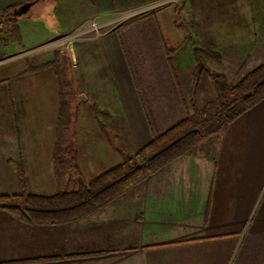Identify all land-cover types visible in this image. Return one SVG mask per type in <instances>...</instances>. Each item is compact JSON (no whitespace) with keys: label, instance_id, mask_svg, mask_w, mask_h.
Listing matches in <instances>:
<instances>
[{"label":"crops","instance_id":"1","mask_svg":"<svg viewBox=\"0 0 264 264\" xmlns=\"http://www.w3.org/2000/svg\"><path fill=\"white\" fill-rule=\"evenodd\" d=\"M25 1L0 0V9ZM182 6L180 20L152 11L66 53L0 64V194L16 193L22 183L38 196L73 191L78 183L67 171L80 174L83 160L97 166L94 155L103 172L183 120L197 63L190 40L219 55L214 70L264 63V0ZM82 16L70 17L78 25ZM59 17L58 30L74 26L65 23L69 15ZM28 21H16L13 41L27 50L51 34ZM204 90L213 96L211 84ZM72 107L74 122L105 125L110 135L87 153L76 124L74 146L67 145ZM0 264H264V98L84 218L30 224L0 209Z\"/></svg>","mask_w":264,"mask_h":264},{"label":"trees","instance_id":"2","mask_svg":"<svg viewBox=\"0 0 264 264\" xmlns=\"http://www.w3.org/2000/svg\"><path fill=\"white\" fill-rule=\"evenodd\" d=\"M17 5L19 4L10 5V9L13 10ZM1 14L2 24L5 21L15 24L11 13ZM15 34L17 35L16 32ZM208 53L219 59L216 52L208 50ZM204 70L211 75L216 98L202 108L191 104L190 110L186 106L187 115L183 120L153 136L137 152L128 154L123 163L89 183L80 180L74 191L59 192L51 196L30 194L22 183L20 192L0 195V209L30 224H63L84 218L172 160L191 153L206 136L222 133L238 116L264 98V63L232 85L227 83L223 73L209 70L201 63L194 68V84Z\"/></svg>","mask_w":264,"mask_h":264},{"label":"rangeland","instance_id":"3","mask_svg":"<svg viewBox=\"0 0 264 264\" xmlns=\"http://www.w3.org/2000/svg\"><path fill=\"white\" fill-rule=\"evenodd\" d=\"M110 1H111L110 2L111 6L113 5L114 7H112V9L108 8L107 10H102L103 6L98 5V2H96V0H37L36 3L31 6L29 11L24 16L14 17L13 22H15V24L13 23L8 24L5 21V23L3 22V24L0 26V64L9 62V60L14 56H15L14 60L15 59L25 60L28 56H31L35 53L38 54L46 51L55 52V54L56 53L59 54L58 50H60L61 52L65 51L66 53V51L68 52L71 51V49H73L76 42H78L83 38L88 37L89 35L92 34L96 35L103 33L108 29L115 27L118 24H121L125 20L152 11L167 10L165 11L166 14H169L171 17L173 15V17L177 18L178 20H180L179 17L184 16L182 15L183 13L180 12L181 8L183 7L182 3L184 0H110ZM62 3L65 4V8L63 7L62 10L67 16L69 15V18L66 19V22L62 20L61 22L62 23L65 22L67 26H68V21L71 26L74 24V26L67 27L64 31H62L61 28L60 30H58L59 27L57 26L59 22L58 20L59 13L63 16H66L63 13H61L62 11H59V9L61 8L60 4ZM6 7L0 9V13L6 15L7 12V14L8 13L10 14L11 12L9 11L10 10L12 11V9H10V5L9 8ZM6 9H9V11H7ZM74 14H76V17L83 15L81 17L82 22L78 25H76V23L78 22L77 21L74 22L73 20L75 18L70 17L71 15ZM31 18H35V19H31ZM18 20H22V21L34 20L36 22H40L39 24L46 26L45 28L47 30H50L51 34L47 36L48 38H46V40L42 42V44L40 43L32 48H29L30 51L25 49L27 46H25V48L24 47L18 48V44H14L15 42H13L15 41V38L17 39V42L19 41L18 36L15 34V32L16 33L19 32L17 28L18 25L16 24V21L18 22ZM12 32L14 35L12 34ZM59 33L61 34L57 35ZM172 41L173 40L171 39V42ZM8 45L9 48H7ZM190 45L195 50L194 56L195 59L197 60L196 65L198 63H201L207 66L209 70L218 73H223L226 77L227 83H230L231 85L237 83V81L242 79L248 72L251 71V70H233V69L214 70L212 68H217V67L213 59L214 60L217 59L211 56L208 53V50L206 51L205 49H203V47L201 46L198 47V45L196 46V43L195 42L193 43L191 40H190ZM193 71H192L193 80L191 81L192 83H191V91H190L191 93L187 106L190 107V105L192 104V106L196 108H202L208 102H212L216 98V92L209 72L205 70L202 71L200 78L203 76L205 81H203L200 88H198L200 78L198 79V82L194 84ZM208 84H211L213 88L214 91L213 96H211L210 92L207 90H204L203 91L204 93L202 92L204 85L208 86ZM196 93L198 94V97H201L200 99L199 98L197 99ZM80 96L83 98L84 94H81ZM190 110H192L191 107ZM75 124L79 128L78 133H76V136L81 135L82 138L81 141L79 138V145L86 153L87 150H90L89 146L91 144L97 147L99 144H97L96 142H98V140L100 141L105 136L109 135V132L106 130L107 126L105 125L95 124L92 122L90 123L89 121H82L81 124L78 122H74V113L72 107L70 114L69 115L67 114L66 116V122H65L67 128L66 133H67L68 146H72V147L74 146L73 132H75ZM93 136L96 139H93L92 138ZM137 151L138 150L129 152L127 150L123 154L124 155L122 157L123 162L127 158L126 156L128 154H134ZM82 157H85V155H83ZM91 159L96 160L97 166L95 164L90 165L89 162L82 159L83 163L81 164L82 170H79L80 174L74 171H67V175L75 177V180L77 181L76 183H78L81 180V178H82L81 181L85 183H89L88 181H90L91 179H95L98 176L110 170L111 168L115 167V166L113 167L108 166L109 168H106L102 172L101 167L103 168V165L100 163V161H98L94 155L91 157ZM85 162H87L88 164H86ZM91 167L92 169L98 168V170H92ZM77 186H74V188L76 189ZM18 192H20V190Z\"/></svg>","mask_w":264,"mask_h":264},{"label":"water","instance_id":"4","mask_svg":"<svg viewBox=\"0 0 264 264\" xmlns=\"http://www.w3.org/2000/svg\"><path fill=\"white\" fill-rule=\"evenodd\" d=\"M36 1L37 0H30V1L23 2L22 4H20L19 6L15 7L11 11V15L14 16V17L24 16L29 11L31 6L36 3ZM0 23H1V21H0Z\"/></svg>","mask_w":264,"mask_h":264},{"label":"built area","instance_id":"5","mask_svg":"<svg viewBox=\"0 0 264 264\" xmlns=\"http://www.w3.org/2000/svg\"><path fill=\"white\" fill-rule=\"evenodd\" d=\"M1 16H2V14L0 13V21H1ZM2 25V22L0 23V26ZM98 29V28H97Z\"/></svg>","mask_w":264,"mask_h":264}]
</instances>
